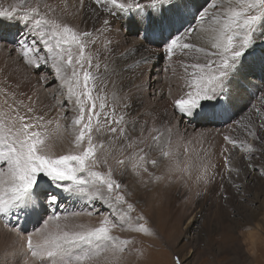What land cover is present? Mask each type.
<instances>
[{
  "label": "snow or ice",
  "instance_id": "6c2138e0",
  "mask_svg": "<svg viewBox=\"0 0 264 264\" xmlns=\"http://www.w3.org/2000/svg\"><path fill=\"white\" fill-rule=\"evenodd\" d=\"M122 31L137 41L128 53H141L131 64L118 63L129 58L117 56ZM9 47L37 84H56V105L39 111L20 84L0 79V219L11 224L15 217L14 228L21 219L42 220L40 242L27 239L40 264H123L125 253L143 256L135 234L153 232L122 182L127 164L145 184L177 174L192 180L194 168L204 190L216 182L209 154L195 165L179 159L173 138L184 120L231 121L234 131L241 126L232 115L237 101L256 97L261 103L251 105L255 118L247 117L243 139L224 134L220 154L229 180L241 171L237 156L264 175V0H15L0 3V49ZM155 60L163 61L159 68ZM145 70L157 78L171 72L181 93L171 117L149 116L151 127L119 88L126 73L140 80ZM160 160L168 167L156 175L149 166ZM64 200L88 210L61 213Z\"/></svg>",
  "mask_w": 264,
  "mask_h": 264
},
{
  "label": "bare ground",
  "instance_id": "6f19581e",
  "mask_svg": "<svg viewBox=\"0 0 264 264\" xmlns=\"http://www.w3.org/2000/svg\"><path fill=\"white\" fill-rule=\"evenodd\" d=\"M14 2L15 0H0V3H3L5 7ZM192 3L196 6H199L204 3V0H192ZM100 15L101 18H103L105 14L101 11ZM15 31L16 29H4L3 33L5 35H10ZM119 39L121 40V43L117 49V56H119L121 53H126L129 58L126 60H118V63L121 65H124L125 63L131 64L134 59H138L141 55L140 52L128 53V49H130L134 43H137V41L132 36H125L123 31L121 32ZM150 47L155 49L157 45L153 44L150 45ZM154 62L156 63L157 68H159L163 63V61L159 60H155ZM179 71H182V69ZM136 75H139V73ZM0 79H7L8 83L13 86L20 84V90H23L27 92L29 96H32L33 100L36 101V107L39 111H45L56 105L57 101L54 99L55 88L52 86L45 88L43 85L37 84L36 76L29 74L25 70L18 53L11 51L10 47L8 49H0ZM134 83H142V90H137L133 86ZM112 87L113 85L111 81H109L108 98L110 103H112ZM119 88H122V96L131 95L133 97V113H140L141 122L148 120L149 127L152 126V121L149 119L151 114L161 115L167 111L171 117L173 112L172 100L181 94L176 78L172 76L171 72L166 74L164 77L157 78L154 75L150 76L147 70H145L140 80H137L136 76H133L131 73H126L124 75V79L119 84ZM56 96L59 99H63V97L59 96L58 93H56ZM260 103L261 102L256 97L252 100L249 97H244L243 99L237 101L232 115L235 119L241 120V126L235 128L234 131H230V129L233 128L231 121L228 124L229 128L225 131V133H222L220 132L221 126L203 127V130H193L194 125L197 122H189L188 120H184L178 125V134L173 138L174 144L177 142L180 145L191 143L196 147V150L197 148L200 150V153L203 156L207 152L210 155L211 160L216 165V171L218 173L216 182L212 184L207 190L203 189L202 184L199 185L202 188V194L200 196L196 195V197L198 198L200 205H202L206 202V200H208V193L216 191V196L212 204L214 206V212L217 215V224L220 225L221 230L222 225L227 220L228 223L225 224L227 227L226 231L230 232L232 238L231 241L230 235L228 237L227 232L219 233L221 237L226 236V238L231 241L230 247L228 245H222V248L229 249L233 264H264V192H262V201L258 200L256 197L247 198L244 200L245 202L241 205V207L236 206V210L238 211L237 216L233 219L227 218L226 213L223 212L221 207L224 195L227 197L228 205L233 207L237 192L235 185L227 178V173L224 168L223 156L213 149L223 143L222 137L224 134H230L234 137H240L243 139V124L247 122L248 116H253V118H255L254 113L251 111V105L256 104L257 107H259ZM175 119L179 120L180 118L177 115ZM61 123L64 124L65 127L71 124L70 121L68 123L65 120L61 121ZM203 123L206 122L204 121ZM222 124L223 123H219L218 125ZM181 137L183 139H181ZM132 151L133 149L131 151L128 150L127 154ZM238 161H240L239 156H237L235 162L237 163ZM194 162L195 163H193V165L197 164V159ZM110 163L114 164L115 161L110 160ZM132 176H135V174L131 169V164H127V171L125 175L121 177V179L122 181L128 182L130 184V177ZM194 179L195 178L193 177V179L190 180V185H192L193 189L196 185L194 183ZM244 180L249 185L251 184L250 187L254 186L255 183H257L258 186H261L263 183L260 175L254 171H249V169L245 172ZM221 184L223 185L222 187ZM135 187L137 186L134 185L133 188ZM134 191H136L135 193L139 197H143L144 199L146 197L147 199V192L145 190H143L142 193H139L137 189ZM175 192L181 194L182 190L176 188ZM82 210L87 211L88 207L84 202L76 200H64L60 208L61 213ZM84 219H87V217H84ZM22 220L23 219H21V221ZM1 223L2 222H0V225ZM22 223L23 224L19 227L23 230H20V232H17L15 228L11 233H0V264H40L39 261L31 258V254L27 248L28 236L31 235L33 244H36L40 242V235L38 232H35L33 228H30V224H32V222H30L28 219H25L22 221ZM30 229H33V231H29ZM5 240L7 242H4Z\"/></svg>",
  "mask_w": 264,
  "mask_h": 264
},
{
  "label": "rangeland",
  "instance_id": "374dc122",
  "mask_svg": "<svg viewBox=\"0 0 264 264\" xmlns=\"http://www.w3.org/2000/svg\"><path fill=\"white\" fill-rule=\"evenodd\" d=\"M50 86L56 89L55 83H52ZM253 98L255 97H251V100ZM65 121L68 123L69 121L71 122L70 113ZM196 122L193 130H203V127L221 126L220 132L225 133L229 128V123L218 125L221 123L219 121H205L206 123H203L204 121ZM223 146H225L224 142L213 150L221 153ZM185 147L188 149L187 153H185ZM129 150L131 151L132 149ZM179 152V159L181 161L190 160L191 162L193 161L192 163H195L194 161L196 159L197 162H199L200 158L203 156L200 150L198 148L196 150V147L191 143L181 145ZM126 154L127 152L125 155ZM205 154L208 153L206 152ZM116 157L122 158L123 156L117 153ZM168 163L167 160H160L158 161L157 170L149 166L150 171H154L156 175L165 173ZM259 163H264V161H260ZM237 164L241 168V171L238 177L234 173L231 179L237 192L233 207L228 205L225 195L221 206L227 218L230 219L235 218L238 214L236 206L241 207L245 202L244 200L247 198L256 197L258 200L262 201V192H264V175H262L260 171H254L260 175L263 183L261 186L255 183L254 186L250 187L251 184L249 185L244 180L245 172L248 168L240 161H238ZM249 171L252 170L249 169ZM195 175L196 172L194 169V178ZM130 179L132 184L122 181L123 184L127 186L126 190L132 194L129 199L135 203L137 212L142 211L147 217L153 234L150 236L135 234L136 246L142 249L144 254L141 257H137L134 254L125 253L123 264H174L177 257H179L180 264H233L229 249L222 248V245H228L230 247L232 238L230 232L226 231L227 227L225 224L228 223L227 220L222 225L221 230L220 225L217 224V215L214 212V206L212 204L216 196V191L209 192L208 200L200 205L195 193L197 191L202 192V188L196 184L193 189L192 185H190V180L187 179L186 176L181 179L179 178V174H177L163 182H148L146 184L141 182V179L139 177L137 178L136 175L130 177ZM143 180L148 181L149 177L145 175L143 176ZM134 185L137 187L133 188ZM176 188L181 189L182 193H176ZM135 189H137L139 193L145 190L147 192V199L146 197L144 199L136 195ZM247 206L250 207L249 205ZM11 220L12 223L10 224L7 220L0 219V222H2V226L0 225V233H11L15 228L17 232L23 230L19 226L23 224L22 221L25 219L22 221L20 220L15 228L12 226L16 224L15 217H12ZM28 220L32 222L30 228H33L35 232H38V230L42 228V220H39L38 217H29ZM33 229L29 231H33ZM222 232H227L228 237L230 235L231 241L228 240L226 236L221 237L219 233ZM116 234L122 237L128 236V233H120L119 230H117ZM4 242L7 241L5 240Z\"/></svg>",
  "mask_w": 264,
  "mask_h": 264
}]
</instances>
